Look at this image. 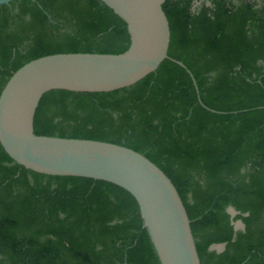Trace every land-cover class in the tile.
<instances>
[{
    "label": "trees",
    "instance_id": "16d2710c",
    "mask_svg": "<svg viewBox=\"0 0 264 264\" xmlns=\"http://www.w3.org/2000/svg\"><path fill=\"white\" fill-rule=\"evenodd\" d=\"M162 9L168 56L186 68L166 58L124 88L49 90L34 133L142 153L177 189L200 264H264V0H165ZM129 44L125 22L100 0H13L0 5V92L38 57ZM0 264L160 262L129 192L28 170L0 144Z\"/></svg>",
    "mask_w": 264,
    "mask_h": 264
},
{
    "label": "water",
    "instance_id": "95a60500",
    "mask_svg": "<svg viewBox=\"0 0 264 264\" xmlns=\"http://www.w3.org/2000/svg\"><path fill=\"white\" fill-rule=\"evenodd\" d=\"M11 1L0 0V5ZM100 1L125 22L128 48L121 53H55L22 65L0 92V144L14 162L28 170L99 179L123 188L138 205L142 227L160 264H200L180 195L146 156L112 142L34 133L36 108L49 90L108 92L124 88L155 71L166 58L186 68L167 53L170 29L162 9L165 0ZM228 212L231 217L238 213L231 206ZM232 224L234 230L244 228L240 219ZM224 247L225 243L210 245L216 251Z\"/></svg>",
    "mask_w": 264,
    "mask_h": 264
},
{
    "label": "rangeland",
    "instance_id": "374dc122",
    "mask_svg": "<svg viewBox=\"0 0 264 264\" xmlns=\"http://www.w3.org/2000/svg\"><path fill=\"white\" fill-rule=\"evenodd\" d=\"M258 1L260 2V0H258ZM197 4H198V2L195 3V5H197Z\"/></svg>",
    "mask_w": 264,
    "mask_h": 264
}]
</instances>
